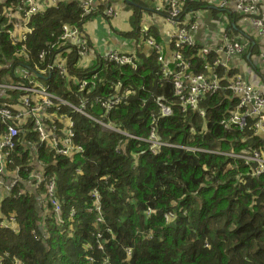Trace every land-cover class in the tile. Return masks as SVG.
<instances>
[{"label":"trees","instance_id":"1","mask_svg":"<svg viewBox=\"0 0 264 264\" xmlns=\"http://www.w3.org/2000/svg\"><path fill=\"white\" fill-rule=\"evenodd\" d=\"M145 1L156 4V0ZM207 1L182 0V5L195 12ZM130 7L134 14L129 35L135 37L141 33L139 8ZM4 9L6 16L14 11L23 18V9L27 8L20 0H0L2 31L11 27ZM81 9L77 0H62L57 6L36 12L27 24L30 33L18 43L0 33V75L10 77H0V84L19 81L16 70L20 68L32 80L45 82L59 98L77 104L82 97L108 95L105 84L119 81L130 90L127 103L109 112L88 103L86 111L93 118L137 136H146L153 124L164 140L226 154L262 147L252 121L243 129L227 130L220 125L237 102L227 89L206 96L199 104L205 109L204 117L189 108L182 112L173 94L172 78L166 77L153 51L145 55L137 50L136 68L99 61L91 67L97 72L96 86L79 90L73 80L90 73V69L78 66V46L64 43L60 35L63 25L81 31L86 19L95 14L94 10L85 15ZM232 13L236 19L246 17L237 11ZM161 15L165 18V12ZM141 35L143 41L151 37L163 43L155 27ZM243 38L245 51L256 48V39L252 42ZM200 44L196 41L194 46L179 49L189 64L185 73L206 71L199 55L204 44ZM170 47L173 51L172 43ZM42 51L43 58L39 56ZM57 56L66 63L65 76L56 70L44 71ZM212 58L210 55L208 60ZM167 67L179 70L173 59L167 61ZM222 71L217 66V76ZM220 84L224 88L228 82ZM2 91L9 93L12 101L19 100L20 105L23 93ZM159 98L173 112L163 120H153L152 115L159 113ZM6 103L7 99L0 97V104L15 114ZM60 112L74 120V141L82 148L71 158L57 154L41 141L30 122L21 129L17 119L0 118V135L10 124L18 129L6 168L9 172L18 168L19 175L9 195L0 202V216L12 215L17 224L16 231L0 226V264H264V175L252 174L254 163L246 165L240 158L218 152L169 147L153 154L146 143L104 130L70 106H61ZM33 159L42 167L43 179L37 185L31 174L40 166H33ZM50 181L60 206L58 218L48 198ZM94 190L98 201L92 195ZM71 208L74 212L70 216Z\"/></svg>","mask_w":264,"mask_h":264},{"label":"built area","instance_id":"2","mask_svg":"<svg viewBox=\"0 0 264 264\" xmlns=\"http://www.w3.org/2000/svg\"><path fill=\"white\" fill-rule=\"evenodd\" d=\"M84 11H87L92 4V0H80ZM102 1V0H101ZM210 1V0H208ZM224 4L230 3L237 12L244 14L248 24L255 28L258 36L264 40V0H219ZM21 4L27 9H23V19L28 24L31 16L36 12H42L39 6H37L35 0H20ZM20 12V11H18ZM155 14H161L165 12V21L170 25L169 31V44L172 43V59L176 61V67L178 71L171 70L167 67V62L163 56L164 44L156 42L153 38L149 37L145 39V44L152 49L157 55V60L162 63V70L166 73V77L172 78L173 94L177 98L181 111L186 109H192L198 112L199 115H205V109L199 108V104L203 102L206 96L217 93L220 89H227L230 91L231 98L237 99L235 108L229 112L224 118L220 120V125L227 129H243L249 122L252 121V125L256 134H260L263 145L259 150H253L252 152H240L237 154L223 153L217 150H206L198 147H191L185 145H179L177 143L169 142L161 138L158 134V129L155 125L151 124L149 132L146 136H137L114 127L111 123L103 122L93 118L86 112L87 104L90 106L98 105L100 108L109 112L121 104L127 103V97L130 93L129 88H123L121 82L117 81H105L102 83L106 85L108 95H96L91 99L85 97L78 99L79 107L69 105V101L59 98L49 90V86L45 82L32 80L27 72L23 69L16 70V76L21 77L17 82H3L0 84V89H6L9 91H19L23 93L20 106L17 112L14 114L10 109L5 106H0V118L4 121H13L17 119L18 122L27 120L32 125V130L38 134L41 141L45 142L47 146L57 154L72 157L75 153L82 151L80 145L74 141V126L75 122L71 117H67L66 114L61 113V106H70L73 111L86 115L92 120L99 123L102 128L108 127V131H117L120 134L144 142L148 146V150L156 154L162 148H180L185 151L193 152H218L220 154L228 155L232 158H240L244 164L248 165L254 163L252 167V174L254 176L264 175V82L260 79L257 83H245L242 82L240 77H236L228 82L224 88L217 79V74L214 72L211 76H206L201 73H185L189 64L183 59L179 49L183 47H190L196 44V34L199 29V24L195 20L196 14L192 10L187 11L183 8L182 0H156L154 6ZM12 14H17L11 12ZM117 13L114 9L108 8L103 16H115ZM0 33H6L10 36L13 43L21 42L25 39V33H30V28L27 26L23 34L16 35L9 29ZM146 35L147 30L144 29ZM245 36V35H244ZM60 38L71 46H78V55L83 56L85 54L88 45L86 39L82 37L81 31L74 29L68 25L62 26V34ZM245 51V42L243 37H239L234 40L226 39L221 45L204 44L199 50V55L204 63V68L213 69L209 63L208 57L213 55L212 64L217 67L218 65H224L221 63L219 54H223L225 57L240 56ZM41 58L45 56V52L42 51L39 55ZM261 59L264 60V47L261 49ZM138 58L134 54L120 52L119 50L109 49L105 54L100 56V62L113 63L116 66L130 65L133 68L137 66ZM56 70L61 76L67 74L66 63L64 59L57 58L51 64H48L44 71L50 72ZM43 71V72H44ZM45 73V72H44ZM75 83L78 85L79 90H85L88 87L92 88L97 84V72L94 70L90 73H86L80 79H77ZM103 86V85H101ZM159 107L158 116L152 115L153 120H163L172 115V109L169 104L162 102L161 99L157 100ZM48 108H53L54 111L49 113ZM59 113V116H56ZM59 123V126L58 124ZM63 124L61 126L60 124ZM193 132V130L191 129ZM18 135V129L13 124L7 126L6 132L0 135V176L4 173L6 163L10 162L9 154L10 150L15 147V138ZM13 179L8 184L7 189L10 191L17 181L19 180L18 168L13 171ZM32 179L38 182L42 181V170L38 168L31 174ZM48 198L51 205H53V212L58 218L60 206L58 200L54 196L53 182L47 183ZM93 197L98 201V194L94 190ZM99 206L95 207V210ZM74 212V208L70 209L69 215ZM96 219L99 220L100 211ZM172 216L171 213L168 214ZM0 226L16 230V222L14 216H9L6 220L0 221Z\"/></svg>","mask_w":264,"mask_h":264},{"label":"crops","instance_id":"3","mask_svg":"<svg viewBox=\"0 0 264 264\" xmlns=\"http://www.w3.org/2000/svg\"><path fill=\"white\" fill-rule=\"evenodd\" d=\"M61 1L62 0H35L40 10H45L51 6H57ZM77 1L82 8L81 11L83 14L88 15V13L90 14V12L95 10V14L87 18L82 27L79 28L81 29L82 37L86 39L88 48L86 49L83 56L79 55L78 66L89 68V71H91L94 65L99 63L100 56L105 54L109 49H115L119 50L120 52L134 54L135 56L138 53L137 50L140 52L143 51L145 55L150 54L152 49L145 44V41L142 40L143 36L141 35L142 31L144 32V29L148 30L150 27H155V31L158 32L163 39L161 42L164 44L163 56L165 61H171L172 50L169 44L170 25L166 23L163 15L155 14V4L152 5V3L148 1L150 3L149 4L145 0H142L144 4H142V2H138L143 6L135 3V0H128L129 2H126V0H92L91 7L87 11H84L82 2L80 0ZM219 3V6H215L212 0H210L207 1L203 8L195 11V19L199 24V29L196 34L197 43L212 44L217 45L218 47L221 46L228 38L237 39L239 37H243L244 35L248 40L250 39L253 42L256 39L258 42V47L256 46L258 50L256 53H254L255 49L252 50L251 47L250 49L248 48L247 51H245V54L242 56L227 58L222 53L218 55V57L221 59V63H225L223 66L220 65L223 68V71L219 76H217L219 83L222 81L227 83L236 77H240L242 82L245 83H257L259 79L262 81L264 74L260 73V68L264 67V60L261 59L260 55L261 49L264 47V40L258 36L255 28L253 26L251 27L247 20L239 18L238 16L236 19V15L232 13L236 11L233 10L232 6H229L231 5L230 3L224 4L220 1ZM145 4L148 6L145 7ZM131 5L137 6L139 8L140 15L137 24L141 33L139 36L137 35L135 37L129 35L133 30L132 19L134 9L130 7ZM108 8L114 9L117 14L115 16L109 17L103 16ZM5 10L6 9L3 11V15L6 18V23L11 26L9 30L16 35L23 34L25 29H27L24 19L19 18V14H12L11 12H9L8 16H6ZM237 20L239 23H237ZM248 31H254V36L251 37ZM138 37L139 40H137ZM17 55L20 56V52L17 53ZM57 57L61 58V56ZM212 60L209 61V63L213 69H206L205 72L198 73L204 74L206 76H211L214 72L216 73L217 67L213 66ZM39 72L44 73L41 71ZM33 73L38 75V73L35 71H33ZM0 77L1 79L10 80L8 74H3L2 76L0 75ZM76 80L77 78H75L73 82L75 83ZM0 93V97L7 99V102H9L6 104H10V107L17 112V109L20 106L19 100L12 101L9 93L5 94L6 92L3 91ZM0 105L4 106L3 104ZM49 109L51 110L53 108L47 109V111L51 113ZM59 115V113H56V116ZM18 123L22 129L28 122L27 120H23ZM21 132L23 133L24 131L21 130ZM258 135L260 136V134ZM31 164L36 167L40 166L34 159L31 160ZM38 168L40 170L42 169L41 166ZM7 170L8 169H6L0 176V202L4 197L9 195L7 186L10 184L9 181L13 179L14 173ZM2 217V220H6V217L3 215L0 216V218Z\"/></svg>","mask_w":264,"mask_h":264},{"label":"rangeland","instance_id":"4","mask_svg":"<svg viewBox=\"0 0 264 264\" xmlns=\"http://www.w3.org/2000/svg\"><path fill=\"white\" fill-rule=\"evenodd\" d=\"M139 2H142V0H139ZM212 2H213V4L215 5V6H219L220 5V3H219V1L218 0H212ZM237 23H239V21L237 20ZM62 30V29H61ZM248 33H249V35L252 37V36H254V31H248ZM256 42H257V40H256ZM257 44H258V42H257ZM257 47H258V45H257ZM255 48V52L254 53H256V51L258 50V48ZM260 73L261 74H264V67L263 68H260ZM257 75V74H256ZM69 105H73V106H75V107H79V105H78V103L77 104H74V103H72V102H69ZM87 112V111H86ZM88 113V112H87ZM86 116V115H85ZM86 117H88V116H86ZM89 118V117H88ZM91 119V118H90ZM108 129V127L107 126H105L104 125V127H103V129ZM116 133H119V132H117V131H115Z\"/></svg>","mask_w":264,"mask_h":264},{"label":"water","instance_id":"5","mask_svg":"<svg viewBox=\"0 0 264 264\" xmlns=\"http://www.w3.org/2000/svg\"><path fill=\"white\" fill-rule=\"evenodd\" d=\"M126 2H129L128 0H126Z\"/></svg>","mask_w":264,"mask_h":264},{"label":"clouds","instance_id":"6","mask_svg":"<svg viewBox=\"0 0 264 264\" xmlns=\"http://www.w3.org/2000/svg\"><path fill=\"white\" fill-rule=\"evenodd\" d=\"M16 230H17V229H16ZM16 230H15V231H16Z\"/></svg>","mask_w":264,"mask_h":264}]
</instances>
